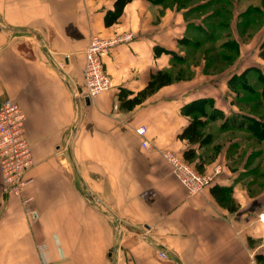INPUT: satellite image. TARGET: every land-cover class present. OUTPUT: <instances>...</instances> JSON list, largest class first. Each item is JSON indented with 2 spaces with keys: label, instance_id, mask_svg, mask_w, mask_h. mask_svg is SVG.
<instances>
[{
  "label": "crops",
  "instance_id": "crops-1",
  "mask_svg": "<svg viewBox=\"0 0 264 264\" xmlns=\"http://www.w3.org/2000/svg\"><path fill=\"white\" fill-rule=\"evenodd\" d=\"M262 1L197 0L188 6V0H132L108 26L105 15L115 0H0V101L12 99L24 110L34 160L33 180L20 195L5 194L0 170V264L264 261L263 158L244 155L250 133L208 119L201 126L205 141L187 135L197 114L191 105L201 99H213L226 115H251L237 104L244 90L238 78L253 69L262 80L261 70L235 63L232 51L238 45L243 51L242 20L245 28L261 20L255 23L264 31ZM252 4L258 15L250 14ZM200 7L206 10L197 13ZM120 32L133 39L104 57L112 87L87 101L83 69L90 38ZM263 46L264 39L259 50ZM220 54L224 64L218 65ZM157 71L177 78L124 107ZM141 125L148 129L149 151L136 132ZM189 148L203 172L224 164L215 182L195 195L160 157L163 150L184 155ZM91 179L100 181L98 192ZM108 188L115 203L130 205L136 230L107 205L113 203ZM97 204L115 211L117 236ZM125 229L140 240H128Z\"/></svg>",
  "mask_w": 264,
  "mask_h": 264
},
{
  "label": "built area",
  "instance_id": "built-area-1",
  "mask_svg": "<svg viewBox=\"0 0 264 264\" xmlns=\"http://www.w3.org/2000/svg\"><path fill=\"white\" fill-rule=\"evenodd\" d=\"M133 39L131 32H120L112 36L94 34L85 50L84 97L94 99L112 87V79L104 67V57L110 51ZM26 114L22 107L12 99L0 101V170L4 178V192L7 195H20L33 180L29 171L34 165L33 153L26 134ZM147 127L136 129L141 137V146L150 148L146 137ZM162 158L169 164L178 181L190 195L202 192L212 185L222 172L221 165L210 172H200L196 167L173 150L160 151ZM264 219V215L261 216ZM166 258L165 252L159 253ZM249 264H264V261L252 259Z\"/></svg>",
  "mask_w": 264,
  "mask_h": 264
},
{
  "label": "rangeland",
  "instance_id": "rangeland-1",
  "mask_svg": "<svg viewBox=\"0 0 264 264\" xmlns=\"http://www.w3.org/2000/svg\"><path fill=\"white\" fill-rule=\"evenodd\" d=\"M195 2H197V0H188V2H186V3L188 4V6H190V5L192 6L193 4H195ZM223 5L224 4L220 3V11H221V8L224 9ZM253 7L254 6L252 4L251 7H250V14L251 15H258L257 13H255L253 11ZM197 10H198L197 11V13H198V12H200L202 10H206V9H203V7L202 8L200 7V9L197 8ZM188 16H193L194 17V15H188ZM257 17L259 19H262V17H260V16H257ZM209 20H210V18L204 19V22L208 23L207 27L212 29V30H214V31H217L218 29L216 28V26L212 27ZM216 20L220 21L221 23L223 22L221 19L220 20L216 19ZM252 22L254 24L252 23L251 27H247V28L243 27L244 23H245V20H242V22L239 23L240 27H238L237 30L240 31V33L242 35V38H243V46H241V47H243V51L240 52V50H237V48L240 47V46L239 45L236 46V48L233 49V51L231 50L233 52L232 59L235 60V63H240L241 66L244 65L245 67H250V66L251 67L252 66H256V68L259 67L260 70L264 73V54H262L264 52V46L261 47L260 50H259V47H258L260 45L261 41L264 39V31L262 30L261 32H258L259 31L258 29L260 28V26L258 28L256 26V23H260L261 20H256V21H252ZM247 31H249L250 33L247 34ZM203 37L205 38L206 36H203ZM220 42L221 41L219 40V43ZM202 43H205V47H210V45H211L210 43L207 44L205 42V40H203ZM212 46L214 47V44H212ZM223 53H225V52H223ZM222 58H224V57H222L221 54H220V56L218 57V60H217L218 61L217 62L218 65H221L222 63L224 64V61L222 60ZM213 65H214V63H213ZM240 70H241V68H240ZM255 70H257V69H255ZM261 71H259L260 74H262ZM219 77H220V75L218 76V78ZM218 78H215L214 80H216ZM245 81H246V83L248 81V83H249V85H251L252 89L249 90L250 91L249 92V91H246L244 88H242L244 90H240L239 91L240 92L238 94L239 101H238L237 104H239V106H242L243 110H245V111L246 110L247 111H251L255 106H257V110H259L261 116L264 117V102H263V99L261 97H257L255 99H252V97H256V96L260 95V89H261V86H262V83H261L262 80L258 78V74L252 69L249 72V76L245 77ZM239 88H241V87H239ZM213 91H215V88L213 89ZM259 112H256V113H259ZM234 134L237 135V136L239 135V137H247L248 136L246 134H243L242 132H238V133L235 132ZM249 147H251V148H249L250 149L249 151L247 150V148H245L244 155L245 154L247 155V153L249 152L250 154L248 156L250 157V160H251L252 157H254L257 154H259V157L263 158L262 163H261V167L264 168V139L262 141H257L254 138L253 139L250 138ZM144 149L145 150L147 149V151H149L151 149V147L150 148H144ZM160 157H161V155H160ZM257 161H259L258 157H257V160L255 159L254 161H251V163L249 165V168L250 169L254 168L255 167L254 165H256L258 163ZM219 165H221L223 170H224V167H223L224 164L220 163ZM196 169L198 171H200L198 168H196ZM201 172H203V171H201ZM88 183L90 184V188H92V190H94L95 192L99 191V189H98V187H99L98 184H100L99 180H92L91 179V180H88ZM108 183H109V181H108ZM109 190H111V189H109ZM111 191H112V194H111L110 191H108L109 195H111V196L110 197L106 196V198L109 197L110 200H112V195H114V193H115L113 188H112ZM97 205L99 207H101L103 210L107 211L109 219L112 220V225H113V229L115 231V235L117 236L118 235V231H117V227L116 226H117L118 223L116 222V219H115V211H108L106 209V206L99 205V204H97ZM107 205H110L112 207L115 206V208H117L118 212H121L120 216L123 217L124 219L129 220V224L132 226V228L134 227L133 223H131V218L129 216V210H130L129 209L130 208L129 204L120 205L119 203H115L113 201V203H109ZM129 224L126 225V228L130 229ZM129 229H125L124 230L125 231V235L128 238V240L129 239L140 240L138 238V236L136 235V233H134V231H132L133 229L132 230H129ZM136 229L137 228L134 227V230H136ZM124 250L127 251L129 249H127V246H126V249H124Z\"/></svg>",
  "mask_w": 264,
  "mask_h": 264
},
{
  "label": "trees",
  "instance_id": "trees-1",
  "mask_svg": "<svg viewBox=\"0 0 264 264\" xmlns=\"http://www.w3.org/2000/svg\"><path fill=\"white\" fill-rule=\"evenodd\" d=\"M131 1L132 0H115L114 9L106 12V25L109 26L117 22L123 14L126 5ZM262 54H264V52ZM260 76L262 78L260 95L252 97V99L261 97L264 102V75L260 74ZM175 78L177 77L173 76L169 72L157 71L153 73L148 85L144 89L139 91V93L133 98L125 100L124 107L132 108V106L143 102L150 94L157 91L163 85L171 83ZM240 79L241 88H244L246 91L252 89L251 85L246 83L245 75L241 78H238V80ZM120 98H125V96L120 95ZM191 107H193L192 109L197 110L195 111L197 112V114L194 115V119L192 120L190 126L187 128V135L189 136L191 141L203 142L206 140L207 136H205L206 134L202 132L201 126H203L208 119H223L224 125L229 129L249 132L251 137L256 139L257 141H262L264 139V117H262L259 110H257V106H255L250 111L251 115L240 113L226 115L222 110L216 107L213 99H201L192 103ZM200 116L205 117V119H202ZM181 156L192 163L196 156V151L193 148H189L184 152V155ZM193 165L199 170L202 166L201 163Z\"/></svg>",
  "mask_w": 264,
  "mask_h": 264
},
{
  "label": "water",
  "instance_id": "water-1",
  "mask_svg": "<svg viewBox=\"0 0 264 264\" xmlns=\"http://www.w3.org/2000/svg\"><path fill=\"white\" fill-rule=\"evenodd\" d=\"M87 99V101L89 100V98H86Z\"/></svg>",
  "mask_w": 264,
  "mask_h": 264
}]
</instances>
